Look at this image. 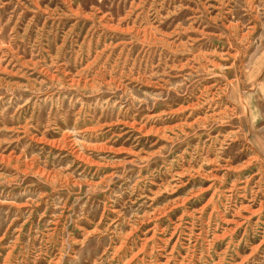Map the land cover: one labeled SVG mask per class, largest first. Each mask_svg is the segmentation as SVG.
<instances>
[{
  "label": "rangeland",
  "instance_id": "obj_1",
  "mask_svg": "<svg viewBox=\"0 0 264 264\" xmlns=\"http://www.w3.org/2000/svg\"><path fill=\"white\" fill-rule=\"evenodd\" d=\"M0 264H264V0H0Z\"/></svg>",
  "mask_w": 264,
  "mask_h": 264
}]
</instances>
